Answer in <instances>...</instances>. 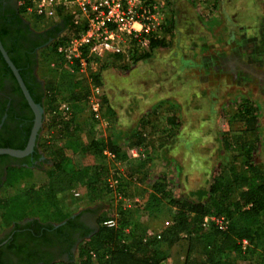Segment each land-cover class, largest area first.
<instances>
[{
	"label": "rangeland",
	"instance_id": "1",
	"mask_svg": "<svg viewBox=\"0 0 264 264\" xmlns=\"http://www.w3.org/2000/svg\"><path fill=\"white\" fill-rule=\"evenodd\" d=\"M155 5L160 22L155 38L164 40V46L149 57L144 56L147 50H131L116 64L103 61L83 74L76 72L73 79L61 75L52 80L44 66L37 69L41 81L53 83L59 92L57 103L49 105L50 95L44 100L42 142L64 150L91 175L103 169L109 174L107 183L113 176L120 178L126 193L108 190L97 203L80 187L79 197L69 192L40 202L23 199L9 218L0 217V240L15 223H56L60 210L84 215L96 231L100 219L114 221L122 228V242L134 253L146 236L159 237L173 226L172 200L205 203L216 178L228 181L234 171L243 173L247 159L242 152L224 150L225 136L259 137L254 162L264 171V0H156ZM49 54L45 49L39 55ZM98 72L99 86L92 78ZM71 97L80 104L67 115L62 107ZM95 103L100 104L98 118ZM245 106L257 117L253 131L243 115ZM50 107L67 118L68 132L47 128L55 114ZM108 140L119 146L120 158L81 155L83 146ZM132 152L141 157L135 159ZM37 164L45 171L52 167L45 155ZM239 193L234 191L230 200L236 201ZM217 216L209 218H222ZM263 246L245 241L242 255L229 259L258 264ZM188 249V240H181L164 252L161 264H184ZM193 252L199 260L205 258L203 247L195 246ZM146 255L141 248L137 257Z\"/></svg>",
	"mask_w": 264,
	"mask_h": 264
},
{
	"label": "trees",
	"instance_id": "2",
	"mask_svg": "<svg viewBox=\"0 0 264 264\" xmlns=\"http://www.w3.org/2000/svg\"><path fill=\"white\" fill-rule=\"evenodd\" d=\"M148 1L152 2L153 0ZM19 13L22 16L20 9ZM70 23V18H65L62 25L59 24L41 30H39L38 24L31 25L29 23L37 31L46 32L47 34L46 39L42 43L37 44L36 48L47 46L43 51L48 49L50 52L47 57L48 59H41L40 55L36 56V60H33L31 71L24 69L26 65L20 64V60L14 55V49L6 43V31H0V40L3 47L15 67L19 70L33 100L37 104L42 105L43 108L45 107L44 100L49 98V95L51 96L49 105L57 103L59 92L56 91L53 83L44 84L38 75L36 77L33 74L34 70L38 67L37 57L39 61H42L41 63L39 62V65L44 66V71L51 73L50 78L52 80L61 75L73 79V74L60 71V67L56 65L60 60L57 54L56 42L63 30L71 26ZM155 37L150 40L148 53L147 55L144 54L145 58L149 57L159 47L164 46V40H158ZM143 57L140 56L137 60L132 58V64L137 63ZM120 60L121 57H114L106 60V62H108L107 64H116ZM97 62L99 64L103 61L98 60ZM0 66H2V69L0 68L1 72L13 80L16 93L22 97L23 108L29 111L28 116L22 117L18 121V124L23 126L21 129L19 127L13 129L9 125L4 126L3 130L6 133L0 137V149L23 150L30 136L34 116L1 53ZM92 78L98 84L97 86L101 85L99 83L101 80L100 72L93 75ZM65 102L71 105L70 108L72 107L73 111L80 104L79 100L77 101L74 97ZM243 108V115H246L247 124L251 127V131H253L254 127H252V124L257 122V117L253 115L248 106ZM49 113L55 114L47 122L46 126L48 129L54 130L59 127L60 129L64 128L63 132L69 131L67 127L69 124H66L67 118L58 114L57 108L55 111L50 107ZM12 116L14 118L17 117L13 114ZM259 141V137L253 140H246L245 135L225 136L223 138L224 150L227 152H242L243 156L247 159L243 173L234 171L229 176L230 181H227L222 176L216 178L210 187L208 200L205 203L189 200H172L173 207L176 209L173 226L159 237L146 236L140 243L141 246L137 245L135 247L136 251L134 253L131 252L132 246H127L121 240L122 228L104 227L103 223L107 220L100 219L98 221V231L92 234V236H89V230L86 231V239L80 243L75 258H72L68 262L53 264H96L95 260L99 264H161L166 258L164 252L170 251L173 246L183 239H187L189 243L187 258L184 264H235L229 259V256L231 254L241 256L243 253V242L247 241L251 245L260 242L261 245H264V171L254 162V154L257 152ZM93 148L95 149L91 151ZM106 152L114 156V159L120 158L121 152L119 146L110 140L106 143L83 146L80 153L82 156L88 154L101 156ZM43 155H45L48 161L52 162V167L48 171L43 170L39 165L35 166L29 161L24 165L25 162H20L18 159L0 156V167H6L5 180L0 181V217L9 218V213L20 207L23 204V199L40 202L44 199H52L59 195L73 192L80 187L86 189L91 202L99 203L106 197V192L112 189L110 186L113 179L118 180V182L120 180V178L113 176L112 181L107 183L106 179H108L109 174L103 172V169L91 175L89 168H85L81 164H77L76 161L70 160L66 157L64 150L55 148L49 142H42V138L39 136L34 160L36 162L40 161ZM36 184H39L40 187L36 188ZM116 191L124 195L127 188L119 184ZM234 191H240V193L236 201H231L230 197ZM212 214L225 218L228 223L225 230H219L217 227L212 226L209 228L205 227V219ZM57 216L56 223H45L38 219H31L32 224H29V226L36 225L41 227L45 225L50 227L51 224H60L67 221V224L59 229L62 231L73 224L72 215L58 210ZM22 224L20 222L15 223L13 231H22L24 228H27V226ZM9 236L2 239L0 245L3 241L9 239ZM17 236H19L18 233L13 238L16 240ZM14 243L15 241L11 240L6 245L0 246V264H6L3 261V256L7 249L19 252L15 248L16 245ZM195 246L203 247L204 259L199 260L198 257L194 256L193 248ZM141 248H144L145 252H147V255L143 259L137 257ZM104 258L107 259L104 260ZM258 264H264V246Z\"/></svg>",
	"mask_w": 264,
	"mask_h": 264
},
{
	"label": "built area",
	"instance_id": "3",
	"mask_svg": "<svg viewBox=\"0 0 264 264\" xmlns=\"http://www.w3.org/2000/svg\"><path fill=\"white\" fill-rule=\"evenodd\" d=\"M156 0H17L23 18L31 25L63 24L70 18L68 26L56 42L60 57L57 65L60 71L70 74L85 73L89 67L114 57H125L131 50L146 51L150 40L157 36L160 28L159 11ZM62 109L68 115L70 106ZM100 104H93V113L99 117ZM113 157L109 153H105ZM132 157L139 158L138 152ZM119 185L118 180L111 182V188ZM79 197L78 190L73 191ZM225 218L208 217L205 227L215 225L219 230L227 227ZM104 227L115 228L112 220L103 223Z\"/></svg>",
	"mask_w": 264,
	"mask_h": 264
},
{
	"label": "flooded vegetation",
	"instance_id": "4",
	"mask_svg": "<svg viewBox=\"0 0 264 264\" xmlns=\"http://www.w3.org/2000/svg\"><path fill=\"white\" fill-rule=\"evenodd\" d=\"M1 30L6 31V43L9 45V47L14 49V55L18 60H20V64H23V66L26 65V68L24 69L31 71L33 60H36V56L42 53L43 49L47 47L45 46L36 48L37 44L42 43L46 39V32L35 30V28H33L25 19L22 18L21 14L19 13L17 0H0V31ZM37 60L39 66L38 57ZM0 68L2 69V66H0ZM1 69L0 137L4 136L6 133L3 130L5 125H9L13 129H16L17 127L21 129L23 126L21 124L19 125L18 121L22 117L29 115V111L24 109L22 106V97L15 91V84L13 80L5 73L1 72ZM37 69L38 67L33 72L36 77ZM11 113L17 117L14 118ZM29 139L23 150L27 148ZM38 140L36 147L38 146ZM34 154L35 150L30 156L18 160L20 162H25L24 165H26V162L29 161L30 163H33L35 166H37L39 161L36 162L34 160ZM5 170L6 167H0V181L5 180ZM71 219L74 220L73 224L62 231L59 229L65 226L67 221L60 224H51L50 227L45 225L41 227L33 225L30 227L29 224H32V220H28L22 224L27 226V228H24L22 231H13V229H15L14 226V228L5 236L7 237L12 233L9 236V239L3 241L0 246H4L9 241L14 240V244L16 245L15 248H17L20 253L18 252V254L16 250H14V252L11 249H7L3 256V261L6 264H53L57 262H68L72 258H75L80 243L86 239V231L89 230V236H92L96 230L94 225L91 223V220L84 215H73ZM17 233L19 236H17L15 240L13 236Z\"/></svg>",
	"mask_w": 264,
	"mask_h": 264
},
{
	"label": "water",
	"instance_id": "5",
	"mask_svg": "<svg viewBox=\"0 0 264 264\" xmlns=\"http://www.w3.org/2000/svg\"><path fill=\"white\" fill-rule=\"evenodd\" d=\"M0 53H1L5 63L7 64V66L11 70V72L13 73V75L17 81V84L23 93L24 98L26 99L29 107L31 108V110L33 111L34 116H35L32 133H31V136L29 139L28 146L25 150L20 151V150H13V149H0V156H9L12 158L21 159V158L28 157L34 153L35 147L37 145V140H38V137L40 136V132H41V129L43 126L44 113L45 112H44V108L42 107V105L37 104L33 100L32 96L30 95V93H29L20 73H19V70L15 67V65L11 61L8 53L6 52L5 48L3 47L1 40H0Z\"/></svg>",
	"mask_w": 264,
	"mask_h": 264
}]
</instances>
